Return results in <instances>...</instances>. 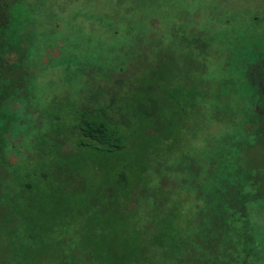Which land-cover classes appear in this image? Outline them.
Segmentation results:
<instances>
[{
  "label": "rangeland",
  "instance_id": "obj_1",
  "mask_svg": "<svg viewBox=\"0 0 264 264\" xmlns=\"http://www.w3.org/2000/svg\"><path fill=\"white\" fill-rule=\"evenodd\" d=\"M190 41L200 46L192 50L195 56L199 52L198 58L201 47H211L213 58L208 62V80L212 86L235 96L248 93L247 70L258 57L264 56V0H3L0 3V74L8 63L20 60L21 56L23 77L28 79L26 88L19 91L14 110L11 112L10 108L16 97L9 94L0 112V264H64L66 240L120 236L118 213L122 206L118 209L117 199L105 194L100 196L102 204H98L96 193H102L103 187H114L116 176L124 167L133 173L127 174L133 182L131 190L140 179L142 184L151 183L154 171H157L155 181L169 177V153H164L161 145L177 136L152 139L140 134L134 147L113 155H100L93 150L75 152L68 141L75 115L83 107H90L94 95L91 84L85 87V82L103 80L107 84L117 78L122 64L154 62L159 52L167 53L166 61L161 59L166 62V71L153 77L156 84L158 79L162 83L167 81V96H162L167 128L175 121L168 136L183 127L186 120V105L181 99L187 100L186 91L200 95V80L194 83L199 87H185L186 81L193 79L187 67L198 62L197 57L186 61ZM161 42L167 49L160 51ZM194 71L198 77L199 70ZM192 120L197 119L192 116ZM149 164L155 169L145 170ZM105 170L111 171V178L103 186L100 176ZM43 173L48 176L46 183L57 187L50 185L37 198L38 216L47 220L41 224L52 222L54 231L38 229L37 239L43 244L26 252L20 246L30 243L22 235L8 233L9 222L3 214L9 211L10 187L22 186L26 190L34 184V176L41 177ZM169 183L173 184L171 180ZM193 205L185 199L180 201L178 218L183 228L187 223V207ZM250 214L259 251L246 255L244 251L232 250L226 258L229 264H264V205L252 204ZM99 247L103 250L96 251L97 258L103 262L106 249ZM82 251V256L87 254L86 249ZM81 262L71 257L66 263L89 264L88 257ZM183 264H191L188 257Z\"/></svg>",
  "mask_w": 264,
  "mask_h": 264
},
{
  "label": "trees",
  "instance_id": "obj_2",
  "mask_svg": "<svg viewBox=\"0 0 264 264\" xmlns=\"http://www.w3.org/2000/svg\"><path fill=\"white\" fill-rule=\"evenodd\" d=\"M159 44L160 51L167 49L163 42ZM187 46L186 61L197 57L198 62L187 67L193 79H188L185 87H199L194 83L200 80V95L186 91L187 100L181 98L186 105V120L183 127L168 136L175 121L167 128L163 113L165 99L162 98L167 96V81L162 83L158 79L156 84L153 77L166 71L167 53L159 52L154 62L122 64L117 78L107 84L103 80L85 82V87L91 84L94 95L90 107H83L75 115L72 137L68 140L75 152L93 150L100 155H113L134 147L140 134L152 139L175 134L177 137L161 145V150L169 153V177L155 181L157 171H154L151 183L142 184L140 179L131 190L133 182L127 174L133 173L124 167L118 172L114 187L105 188L104 181H109L111 171H103L100 176L103 190L96 193V202L102 204L100 196L105 194L117 199L118 209L122 206L118 213L120 236L66 240L64 264L71 257L77 263L86 262L88 257L89 264H183L187 257L191 264H229L226 258L232 250L244 251L246 255L259 251L250 207L256 203L264 205V56L258 57L247 70L248 93L235 96L228 91L221 92L208 80V62L213 58L211 47H201V58H198L199 52L195 56L192 51L200 48L197 42L190 41ZM194 70H199L198 77L194 76ZM23 72L21 56L2 70L0 112L9 94L16 97L11 112L18 104L19 91L28 83ZM105 74L111 77L110 72ZM192 116L197 120H192ZM138 131L142 133L136 134ZM97 166L102 167L99 163ZM154 169V165L149 164L145 170ZM57 173L60 175L59 169ZM47 178L45 173L41 177L35 175L34 184L26 190L22 186L10 187L9 211L3 215L9 222L8 233L22 235L23 240L30 243L22 244V251L25 248L26 252H32L35 245L39 249L43 244L37 239L38 229L54 231L52 222L41 224L47 220L38 216L37 198L50 185L54 186L46 183ZM58 180L61 181L59 177ZM29 189L32 191L28 195ZM184 199L194 205L187 207V223L183 228L178 216L181 215L180 201ZM105 217L110 218V215L105 214ZM99 246L106 249L103 262L97 258L96 251L103 250ZM82 249H86L87 254L82 256Z\"/></svg>",
  "mask_w": 264,
  "mask_h": 264
}]
</instances>
